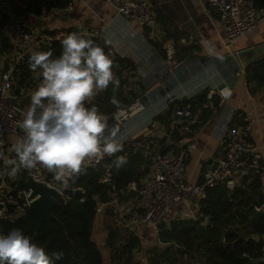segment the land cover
<instances>
[{
    "label": "crops",
    "instance_id": "obj_1",
    "mask_svg": "<svg viewBox=\"0 0 264 264\" xmlns=\"http://www.w3.org/2000/svg\"><path fill=\"white\" fill-rule=\"evenodd\" d=\"M149 1L156 22L148 27L130 16L120 15L107 0H76L75 10L70 15L64 14L62 7L48 6L45 2L39 14L27 8L13 10L11 15L29 29L58 35V42L72 32L86 33V38L97 40V45L113 60V72L119 78L120 86L114 92L110 84L106 91L86 102V107L94 105L107 116L108 131L115 132L116 139L125 134L126 146L148 158L151 162L149 166L154 162V151L179 148L180 137L177 140L175 134L183 137L178 116L174 115L171 107L163 108L164 98L170 92L191 96L183 101L191 108V100L197 103L192 108L193 117L189 118L192 131L185 136L188 148L186 171L191 182L198 183L206 171L216 165L222 156L220 147L224 145L225 134L247 122L252 125L250 139L259 147L262 153L259 162L264 166V86L251 79L252 75L248 72L253 64L264 59V51L250 63L239 56L246 48L264 45V23L236 43L228 44L224 24L210 10L208 0ZM93 30L98 33L92 34ZM53 42L32 49L27 55L29 60L33 51L51 50L52 58H57ZM205 42L213 48L215 55L208 54ZM8 55L2 56V64ZM251 56L252 53L247 55ZM26 63L29 66V62ZM24 71L13 72L12 95L21 109L18 113L20 120L21 113L30 105V93L38 83L35 73ZM224 86L232 90L229 98H223L218 93V89ZM114 95L118 105L111 103ZM119 110H122L124 120L119 125L110 124L111 115ZM125 110H131L133 116L125 117ZM16 138V135L5 138L9 159L15 158L11 145ZM46 174L52 178L47 170ZM144 177L137 181L142 182ZM125 187L120 190L121 209L131 200H125L129 193ZM235 191L239 201L250 196L254 212L264 213V170L241 174L236 188L231 191L232 197ZM98 208L101 210H97L94 220L93 239L102 252L104 264H128L120 252L132 237H137L140 242L133 250L132 264H204V258L192 255L185 261L182 252L168 245L169 242H162L159 233L149 225L129 231L109 201H99ZM199 209L197 198L178 203L165 216L163 224L168 225L173 220L197 219ZM114 222L124 228L127 236L115 242L117 247L109 249L106 254L108 224L113 225ZM246 237L264 240V236L253 233L246 234ZM113 241L116 240L112 238ZM261 259L264 260V257Z\"/></svg>",
    "mask_w": 264,
    "mask_h": 264
},
{
    "label": "built area",
    "instance_id": "obj_2",
    "mask_svg": "<svg viewBox=\"0 0 264 264\" xmlns=\"http://www.w3.org/2000/svg\"><path fill=\"white\" fill-rule=\"evenodd\" d=\"M107 1L120 15L130 16L142 26H152L156 22V16L149 0ZM30 2L31 0H0V11L11 15L13 10L27 9ZM208 3L210 10L217 14L224 24L228 44L236 43L264 23V6H258L256 0H208ZM75 5L76 0H70L61 11L70 15L74 12ZM6 30L10 42L9 68L4 69L0 61V153H3V158H0V172L4 173L0 175V218L15 220L27 211L30 200L24 193L13 192L15 184L6 174L4 164V160L10 157L6 149L5 138L8 135H23L17 123L20 120L18 113L21 109L14 102L12 95L13 72L25 61L32 49L42 48L60 38L58 35L43 30L29 29L12 15ZM91 33L97 34L98 31L93 30ZM218 93L223 98H229L232 90L224 86L218 89ZM185 97L180 93L170 92L166 94L163 103V108L166 109L176 106V115L181 121V134L183 135L178 142L180 147H172L163 152L154 151V162L147 168L142 182L133 180L126 185V192L136 190L137 194L125 205V208H120L122 195L114 182L112 164L104 163L102 160L99 164L92 162L88 165L97 168L103 164L100 181L110 185L112 196L109 203L114 205V212L129 231H135L142 225H149L158 233L162 221L174 205L188 202L191 198L199 200L207 198L208 190L219 185L233 191L241 174L264 170V166L259 162L262 153L250 139L252 125L247 122L239 128L230 129L225 134L224 153L216 165L206 171L203 183L191 182L186 171L188 148L185 146V136L192 131V121L189 118L193 117L194 112L188 103H183ZM132 116L131 110H125V117ZM110 120V124H121L124 120L122 110L113 113ZM117 140L125 144V134ZM26 174L37 181L53 185L61 191L65 189L53 177L50 178L45 169L26 170ZM167 244L179 249L185 261L190 258L191 255L185 246L176 243Z\"/></svg>",
    "mask_w": 264,
    "mask_h": 264
},
{
    "label": "clouds",
    "instance_id": "obj_3",
    "mask_svg": "<svg viewBox=\"0 0 264 264\" xmlns=\"http://www.w3.org/2000/svg\"><path fill=\"white\" fill-rule=\"evenodd\" d=\"M86 35H65L57 58H52L51 50L31 53L29 68L39 83L17 122L23 135L11 145L15 158L4 160L9 177H16L22 169L42 168L67 187L92 162L99 164L106 156L123 151L116 133L108 131V117L94 105L86 107V102L106 91L110 84L114 92L120 86L110 55ZM205 48L209 55H215L207 42ZM111 103L119 104L115 95ZM126 163L125 155L113 161L117 169ZM63 257V251L47 253L21 229L0 233V264H55Z\"/></svg>",
    "mask_w": 264,
    "mask_h": 264
},
{
    "label": "trees",
    "instance_id": "obj_4",
    "mask_svg": "<svg viewBox=\"0 0 264 264\" xmlns=\"http://www.w3.org/2000/svg\"><path fill=\"white\" fill-rule=\"evenodd\" d=\"M69 1L31 0L28 8L39 14L42 12L43 2L48 6L54 4L63 7ZM256 4L264 6V1L256 0ZM10 20L9 14L0 11L2 56L9 54L10 51L6 30ZM94 43L97 44L96 39ZM52 46L56 48L55 55L58 57L62 52L61 42L55 41ZM28 60L29 56H26L25 61L17 66L14 73L31 71L26 63ZM3 67L9 68L8 59ZM248 72L252 75L251 79L259 81L264 86V59L253 64ZM24 74L25 71L21 76ZM191 102L192 100L190 104L194 108L197 103ZM171 109L175 115L176 108ZM178 134H175L177 140L181 137ZM120 155L127 157V163L117 169L113 161ZM116 156H106L104 163L112 164L114 182L118 190L123 189L129 182L143 177L145 175L143 170H147L151 163L141 152L127 147L126 144H123V151ZM102 165L97 168L87 166L75 182H69L64 189L65 201L53 209L56 218L42 224L38 242L34 239V232L26 234L49 254L56 251L64 252L63 259L56 261L55 264H104L102 252L93 239L98 202L109 201L112 196L110 185L100 181ZM16 177L26 178L27 174L21 170ZM10 180L14 182L13 177H10ZM231 193L222 185L210 188L207 198L199 200L197 219L173 220L168 225L162 221L158 232L160 240L185 246L190 255L204 258V264H264V260L261 259L264 257V240L246 237V234L252 233L264 236V213L257 221L251 222L250 218L255 209L251 197L239 201L237 192L235 191L233 197ZM139 243L137 237H132L121 250L120 254L124 259L127 258L128 264H132L133 250Z\"/></svg>",
    "mask_w": 264,
    "mask_h": 264
},
{
    "label": "water",
    "instance_id": "obj_5",
    "mask_svg": "<svg viewBox=\"0 0 264 264\" xmlns=\"http://www.w3.org/2000/svg\"><path fill=\"white\" fill-rule=\"evenodd\" d=\"M263 51L264 45L250 47L241 51L239 56L250 63L258 55L262 54ZM250 53H252V56L247 57ZM0 61H2V55H0ZM220 151L221 155H223V146L220 147ZM13 180L15 184L13 192L27 195L30 205L27 211L15 220L0 218V233L6 234L13 228L21 229L25 235L32 231L34 232V239L38 242L42 224L55 219L53 209L65 201L64 191L46 182L37 181L32 176H27L26 178L14 177ZM203 181L204 176L201 177L198 183L201 184ZM136 194V190H130L125 196V200L128 201L130 198L136 196ZM261 215L262 211H255L250 221L255 222Z\"/></svg>",
    "mask_w": 264,
    "mask_h": 264
},
{
    "label": "rangeland",
    "instance_id": "obj_6",
    "mask_svg": "<svg viewBox=\"0 0 264 264\" xmlns=\"http://www.w3.org/2000/svg\"><path fill=\"white\" fill-rule=\"evenodd\" d=\"M108 225H109V228H108V235L106 238V246H105L106 247L105 248L106 254H107V251H109V249L111 250L112 248L115 249V247H117V245H115V242H118V240H123L127 236L126 231L124 230L123 227L120 226V224L117 225L114 222L113 225L111 223H109ZM109 231L111 234L109 233ZM112 238L116 241L111 242ZM152 246H154V243H152ZM114 252H115V250H114ZM114 256H115V254H114ZM114 256L112 255V259L115 258ZM125 259L127 260L126 257H125Z\"/></svg>",
    "mask_w": 264,
    "mask_h": 264
}]
</instances>
